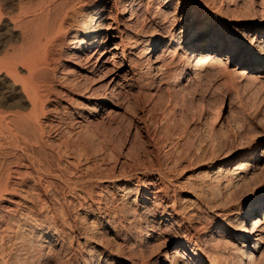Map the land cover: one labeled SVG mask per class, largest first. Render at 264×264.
<instances>
[{
	"label": "bare ground",
	"instance_id": "bare-ground-1",
	"mask_svg": "<svg viewBox=\"0 0 264 264\" xmlns=\"http://www.w3.org/2000/svg\"><path fill=\"white\" fill-rule=\"evenodd\" d=\"M112 1H113L114 5L115 4L120 5L121 7H123L124 12L128 13V15L126 17L124 16V19L122 17V19L126 21L125 26L126 25L128 26L129 24L132 26L131 27L132 29L127 30L128 32H130V37L127 35L128 32H125L123 34L124 37L120 38L119 48L121 50V59H122V63H121L120 67L121 68L127 67V71L129 70L133 75H138L139 71H140L139 67L141 66L140 59L142 57H146L145 60L147 61L148 64H146V62L144 64H142V65L146 64V67L143 68V70L145 69L144 71L146 73V76L143 79H138V80H141V82L144 81L145 82L144 84L147 83L149 85L150 83L155 81L157 78L159 83L161 82V84L164 83L165 85L171 86L174 90H176L175 93L178 94L177 89H175V88H178V90L181 89L182 86L188 84V82L191 81L192 78L194 79L197 76H200L202 78H203V76L205 77L206 72L210 71V70L208 71L207 68H211L210 66H212V64H217L220 61L219 55L215 52L220 51V50H225V49H226V52H233L232 56H233L234 60L242 59L240 63H238V64L236 63V68H237L236 70L238 71V72L237 71L236 72L238 74L242 75L244 78H248L251 80H252V78H254L257 81H258V78H264V73H263V71H264V0H248L250 2L249 6L251 5L250 6L251 10H249V11H252V8H253L256 11L258 10V12L260 11L259 14L262 13V15H260V19H256V21L254 20L253 26L256 29L253 31L254 32L253 35L252 36L250 35L252 37L250 39L251 44L250 45H244V44L240 45L239 44L240 49L237 52H236V50L231 51V47H233L234 44L232 42H229L228 41L229 39L227 40L225 38L224 34L222 37L215 38L216 40L211 38V35L209 33L211 31H215V29H213V28L211 29V31H209L205 34L204 33L201 34V32H198L197 34H195L194 33L195 30L197 28L199 29V27L202 24H198V27H194L193 25H191L192 21H190L188 28L185 27V28H187L186 32H184L185 38H183L182 42H181V44L183 43V45L181 46L180 44H177V46H176V48H178L179 51L181 49H184V52H185L184 55L187 58L186 63L184 65L180 66L179 69L177 68L178 71H174L175 69L173 70V68L167 67L168 65L166 66V64L168 62H166V64H165V60H164L165 57L163 58L164 50L162 49L164 46H166L170 43L172 44V41L174 40L172 35L174 32L172 30H171L172 32L169 31L170 33L167 34L169 42H167L165 44L162 40L163 38L161 39V37H160L161 34L159 35V33H160L159 29L163 30L164 25L160 26L159 25L160 23L158 22L159 23L158 28H157V25H155L156 27L153 26L156 29L154 31H152V33H149L146 30H147V27H149V25L151 26V24L147 25V24L143 23V21H140V16L142 17L143 13L145 15L144 18L149 20L147 18L148 16L150 17V14H151V13H149L150 12L149 8H151L153 3L151 6L149 5L150 7H148V5H147L148 3H146L145 5H147V6L146 7L144 6L145 8H143L144 0H112ZM214 1L215 0H202L201 2L204 5L208 2H211V4H213ZM235 1H237L234 4L235 5L234 7L236 9H237V6L241 7V4L244 5V3H246V2L249 3L246 0H234V2ZM220 2L224 3V5H225L224 7H225V10L227 12H228V10L230 12L232 11V8L230 10V7H231L230 6V0H220ZM108 3H109V0H0V264H41L40 262H42V261H40V259H41L40 256L43 253V251H47L45 249H50V245H51L52 239L54 237L53 233L54 234H61V235L63 234L64 231H61V230H64L65 228L64 229L58 228L56 226V224L54 223V220H49L47 215H45V214L42 215L39 212V210L42 209L41 207L43 205H46L44 203V204H42V206H40V207L38 206V198L41 195L40 191H42V193L43 192L45 193V192H48L47 191L48 187L49 188L53 187L54 182H53V180H51V178H53V177H54L53 179L58 178L60 180V182L62 183V188H60V189L63 190V187H65V189H67V192L69 191L68 192L69 195L73 194V195L77 196L78 200H79V196L81 198L83 197L84 200L86 199V197H88V202L91 203V200L89 201V198L91 196V194L88 193L89 188L87 189L88 192H86V189H84L85 188L84 187L85 182L87 183V180L89 178H93V177L98 179L97 180L98 182H102L101 180L108 181L110 178L109 176H111V175H109V176L103 175L106 173H101L102 170L99 171L96 166L95 167L93 166L94 165L93 164L92 165L93 168H91V169L89 168V170H88V168L86 169V167H85V171L89 172V173H87V175L84 172V174H85L84 176H86L85 178H79V176H77V178L75 177V179H71V177H69V175L66 176V173H65V171L69 168V165L68 166L64 165L65 167L64 166L62 167V165L64 163L61 165L59 163L60 160L58 161V159L56 158V156H58L60 153H64V154L69 153L73 156V159L77 158L79 160L80 156L83 153L82 151L85 150L84 149V150L80 151L81 147H79V152L81 153V154H79V152L77 150L78 147L77 146L75 147V145H74V144H76V143H74V141L77 138L76 136L81 135L80 134L81 132L77 133V131H76L77 134L70 135L72 131L70 130V128L67 124H66V127L68 126V128L71 132L69 130L66 131L67 129L65 128L64 124L67 121L69 122V120H68V116L65 115V117H64V116H62L63 115L62 113H61L62 115L59 114L61 112V110L58 112L59 109H62V107H61L62 105H60L61 101L59 100V97L64 96L66 99V96H69V94H71L70 96L75 95V97H72L73 99H71V100H72V102H74V101L76 102V100L79 99V96L82 97L85 95L86 99H89L92 96L93 97L98 96L99 102L96 104V106L98 109L102 110L103 105L100 106V102L103 101V98L106 96V94H104L102 92L99 93L97 86L94 87V85H90V83L93 79L95 80V78H94L95 76H99L100 74H103V72L105 74H108V76H111V78L108 81H106V80H105V82L103 81L98 86H101V85L107 86V89L108 88L110 89L108 91H110L111 94L114 96L113 91L115 90V87H116L118 81L116 79L117 74H115L114 76H112V75L115 73L114 69H117L116 66H118V65L115 63H112L113 65L114 64L115 65L112 68H109V67L107 68V62L109 60L108 61L105 59L101 60L103 57V54H105L107 52H111L109 50L105 51V49H104L105 48L104 47L105 42H104V38H103L104 35H101L102 28L104 27V25L105 24L108 25V23L106 21L107 17L105 16V11L108 8L107 7ZM231 4H233V3H231ZM237 4H239V5H237ZM183 5H185V4H183ZM217 5H218V2H217ZM219 6H220V4H219ZM155 8H158V7H155ZM174 8H176V7H174ZM220 8H222V7H220ZM243 9H245V8H243ZM119 11H121L120 7H119ZM154 11H155V9H154ZM161 11H159V12L161 13ZM237 11H238V9H237ZM237 11L236 10H235V12L233 11L234 12L233 15ZM240 11H241V9L239 8L238 12H240ZM245 11H248V9L247 10L245 9L244 12ZM112 12H114V11H112ZM253 12H255V11H252L251 14H253ZM155 13H156V11H155ZM160 13H159V15H160ZM214 13H216V16H217L216 19L218 18L217 20L220 21L223 17L222 13L221 12L218 13L215 11H214ZM247 13H249V12H247ZM238 14L241 16L240 13H238ZM238 14L237 15L235 14V15L238 16ZM167 15H168V13H167ZM247 15L245 13L244 16H247ZM110 16L111 15H109V17ZM113 16H115V15H113ZM119 18H120V16H119ZM191 18H192V16H191ZM240 18H242V17H240ZM141 19H143V18H141ZM153 19H156V18L154 17ZM159 19H161V17ZM196 19H197V17H196ZM201 19H202V17H201ZM108 20H110V19H108ZM115 20H117V19H115ZM202 20H204V19H202ZM151 21H152V18H151ZM112 22H114V21H112ZM122 24H123V22H122ZM109 27H106V29ZM165 28L168 29V27H165ZM246 34H248V33H246ZM179 36H180V34H179ZM248 36H249V34H248ZM178 40H177V42H178ZM127 47H128V50H127ZM117 48H118V46H117ZM158 50H160V53H158ZM174 51H176V50L171 49L172 53H175ZM115 53L116 52H111V55H114ZM136 54H138V56H140V57L135 58V59L130 58L131 55L136 56ZM153 54H156V55L154 57H152ZM167 54H168V51H167ZM175 55L173 54V56H175ZM94 57H95V59L90 63L91 59H93ZM114 60L115 59H113V61ZM169 60H171V59H169ZM171 61L173 62V57H172ZM142 62H143V60H142ZM176 63H174V64H176ZM71 64L74 65L73 66L74 68L72 67ZM118 64H120V63L118 62ZM205 70H206V72H204ZM83 72H85V74L81 75ZM139 76H140V74H139ZM141 76L139 78H142ZM99 78H101V77H99ZM136 79H137V77H136ZM183 79L185 80V83H182ZM196 79L197 78H195L193 80V82L196 81ZM207 79H209V78H207ZM124 81H126V80H124ZM94 82L97 83V80ZM94 82H92V83H94ZM125 84H126V82H125ZM164 84H163V86H164ZM140 85L144 86L143 83ZM156 85H158V84H156ZM193 85H195V84H193ZM199 85H200V83H199ZM158 86L157 87L152 86V87L157 89ZM103 88H105V87H103ZM232 88H234V87H232ZM119 89H121V88H119ZM173 89H171V90H173ZM184 89H185V86L181 90L185 91ZM236 89H238V88H236ZM158 90H160V89L158 88ZM166 90H168V89H166ZM187 90H190V89H187ZM102 91H103V89H102ZM108 91H107V93H108ZM169 91H168V93H170ZM110 92H109V94H110ZM116 93L118 94V92H116ZM160 93L161 92H159L158 94H160ZM183 94H182V97L184 96ZM172 95H173V93H172ZM115 96H117V95H115ZM150 96H151V94H150ZM161 96H162V94H161ZM53 97H56V99L54 98L55 100H53ZM125 97L126 96H124V98ZM171 98H172V96H171ZM176 98H178V97H176ZM67 99H68V97H67ZM115 99H117V98L115 97L114 100ZM170 100H173V99H170ZM122 102L124 103V101H121V103ZM169 102H172V101H169ZM177 102H174V103L176 104ZM181 102H182V100H181ZM116 103L111 102V104L113 106H118ZM174 103H173V105H174ZM179 104H180V102H179ZM176 105H175V107H176ZM87 106L88 105L86 104V107ZM82 107H85V106H82ZM169 107L171 108L170 105H169ZM179 107H178V109H179ZM84 109H86V108H84ZM84 109H83V111H84ZM88 109H90L89 106H88ZM92 109L93 108H91L90 110H92ZM174 109L176 110V108H174ZM174 109H173V111H174ZM241 109H242V107H241ZM53 110H55V111H53ZM77 111H78V114L79 113L83 114V111H81V110H77ZM109 112H111V111H108L107 114ZM63 113L65 114V111H63ZM71 113H70V115H71ZM167 115L170 116L169 113ZM174 115H175V113H174ZM70 118L72 119L71 116H70ZM81 118H83V117H81ZM233 120H234V118H233ZM234 121H233V124H234L235 128L238 129L240 124L238 123L239 124L238 125L237 122L236 121L234 122ZM76 122H78V121H76ZM79 123H80V121H79ZM204 123H206V122H204ZM70 124H71V122H70ZM218 124H219V127L221 128L222 122H218ZM80 127L82 129L83 125ZM165 127L167 130V128H168L167 125ZM170 129H171V127H170ZM51 130L56 131L57 133H55V134L56 135L58 134L59 135L58 137H60V134L63 133V135H61L62 138L60 137L61 142H58L59 144L57 143L58 144L57 147L55 146L56 150L55 149H54V151L49 150L50 152H53L54 154L49 153L46 150V145L48 144L47 133H49ZM216 130L218 131V129H216ZM239 130L241 131L240 128H239ZM217 131H216V133L218 134ZM162 133H163V131H162ZM171 133H172V131H171ZM82 135H84V133ZM244 135H246V134H244ZM249 137H250V135H249ZM253 137L251 136V138L249 139V138H246V136H244V138H242V139L246 138L247 140L248 139L249 140L247 141L245 139L244 144L246 143V141H247V143H246V145H242V147H241L243 149L241 157L240 158L237 157L239 149L236 148V150L233 151L234 157L231 159H224V158H227L226 156L220 157L218 155L219 153L217 151V148L215 149L214 145H213L214 147L213 146L211 147L212 141H214L213 139H211L207 143L210 146L209 147L207 146V148H206V149H208V148L210 149V147L213 148V149H211V153H210V151H208L209 152L208 154H210V155H207V156L205 155L204 157H202L206 153L205 152L206 149H204L205 153L204 154L202 153L203 155L200 153L202 155L200 157L203 158V160H201V161L209 162V163L206 165V168L204 169V171L203 172L201 171L202 173H200V172H199L200 174L195 173L192 177L187 179L188 187L192 190L191 195H193L195 198V199L193 198L192 201L198 200L199 203L201 205H203L205 208H211L212 210H214L213 214H214V217L216 216V219L223 220L225 218L226 227H224L223 230H217L216 231V230L208 229L206 231L205 228H208V226H205L204 229L206 232L202 235V237L199 236V239L194 241L192 247L191 246H185L184 248H182L181 251H179L178 253H175V256L171 257L170 259H168L167 255H164V259H165L164 261H161L160 257H157L156 259L154 258L155 261H152V262L146 263V264H165V262H166V264L167 263L168 264H255L259 260H262V262L260 264H264V181L261 183L260 186L248 191V194L246 196H244L243 198H241L240 200L235 201V199H234V195H236L234 189L236 190V188L238 189L240 186L242 187V184H243L242 182L245 179H247L246 184H248V185L253 184L250 182L253 181V179L256 176V174L254 173L255 172L254 169L256 170L258 168V164L261 162V160L264 159L263 146L260 147L261 148L260 152H259V149L257 151V149H256L257 145L254 144L255 142H254ZM223 139H226V137ZM79 140L77 142H79ZM82 140H83V137H82ZM82 140H80V141H82ZM218 140L219 139H217V141ZM239 140L241 141V139H239ZM161 143H162V141H161ZM51 145H53V144H51ZM81 145H82V143H81ZM83 145H85V144H83ZM219 145H221V144H218V146ZM50 147H53V146H50ZM48 148H49V145H48L47 149ZM83 148L84 147H82V149ZM214 149L216 150V152L218 154H215L216 152H212V150H214ZM187 150H188V147H187ZM91 151H92V149L90 150V152ZM174 151L170 150V152H167V153L170 154L171 152H174ZM180 151H182V149ZM189 151H191V150H189ZM200 151H201V149H200ZM175 153L178 154V151L177 152L175 151ZM182 153H184V151ZM196 153H198V152L196 151L195 154ZM176 154H174V156H177ZM180 154H181V152H180ZM89 155H90V153H89ZM182 155L183 154H181V156ZM72 156H71V158H72ZM178 156H180V155H178ZM69 157L70 156H68V158ZM88 157L89 156H87V158ZM132 157H134L133 159H136L135 155H133ZM167 157L165 156V158H167ZM172 157H173V155L171 156V159H172ZM197 158H198V156H197ZM179 159L182 160L181 158H177L176 162H178ZM167 160H170V159L167 158ZM53 161L54 162L56 161L55 162L56 163L55 168L53 167V165H54ZM74 161H75V159H74ZM148 161L149 160H147V162ZM65 162H66V160H65ZM68 162H70V161H67V163ZM173 163H174V160H173ZM78 164L80 166V163H78ZM174 164H172V165H174ZM97 165H99V164H97ZM102 167H104V166H102ZM145 167H146V165H145ZM153 167L154 166H152V168L149 167L148 170H150L151 174H156L157 178H155L154 175H152V176L148 177L147 181L143 180L146 183L142 186V189L145 192H147L150 188H155L153 191V193H154L153 198L154 199L159 198L160 200H162L164 198V200H165L167 198V195H168L167 191L165 190V188L159 186L158 181L160 182L163 178L165 179L164 176L166 174L164 175L162 173L163 172V171H161L162 168L157 167V164H156V168H153ZM262 167H260V169ZM71 168H73V167H71ZM76 169H77V167H76ZM69 170H70V168H69ZM82 170L84 171V168ZM109 170H107V171L109 172ZM142 170L144 171V167ZM145 170H146V168H145ZM138 171H140V170H138ZM143 171H142V173H143ZM122 172H124V170H122ZM122 172L120 175L124 176L122 174ZM132 172H133V170H132ZM165 172H167L166 169H165ZM168 172L172 173V171L170 172V169L168 170ZM82 173L80 172V175ZM129 173H130V170H129ZM253 173L255 174V176L254 175L252 176ZM256 173L258 174V171ZM117 174H119V173H117ZM144 174H145V171H144ZM115 175L112 177H115ZM120 175H119V177H120ZM125 176H127V175H125ZM125 176H124V178H125ZM132 176L133 175H131V173H130V175L128 174L125 181L128 183L131 182V180L134 178ZM115 178H117V177H115ZM99 179H101V180L99 181ZM256 179H258V178H256ZM111 180H112V178H111ZM259 180H261V179H259ZM52 182H53V185H51ZM118 182H119V180H118ZM253 182L257 183L258 181L256 182L254 180ZM88 185H89V183H88ZM160 185H162V184H160ZM183 185L185 186V182ZM119 186L120 185H117V188ZM128 186H130V185H128ZM186 186H187V184H186ZM168 188H170V187H168ZM48 190H50V192H51V189H48ZM52 190H53V188H52ZM187 191H190V190H187ZM54 195L55 194H53L52 196H54ZM168 196H171V195H168ZM143 198L145 201H142V204L140 207L144 209L147 207L146 201H147L148 197L145 198V196H144ZM96 199H97V197L94 200H96ZM97 200L95 202H97ZM185 200H187V197L185 198ZM80 201H79V204L81 203ZM113 201L114 200H112V202ZM82 202H83V200H82ZM112 202H110V203L112 204ZM57 203H59L58 199L56 201V205H57ZM193 203H192V205H194ZM84 204L87 205V203H84ZM159 204H160V202H159ZM171 204L174 205V203H172V202H171ZM187 204H190V202L189 203L187 202ZM58 205H60V204H58ZM152 205H154V204L152 203L151 206ZM37 206H38V208H37ZM61 206H62V204H61ZM106 206H107V204H106ZM123 206L125 207V204H123ZM195 206L197 207V205H195ZM54 207H58V206H54ZM124 207H123V209H124ZM192 207H194V206H192ZM49 208H46V209H48V211H49ZM62 208H63V206H62ZM103 208H105V205ZM60 209L59 208L56 209L57 212L55 211V209L54 210L51 209V210H52V213H55V214L57 213L59 215V213H61L59 211ZM113 209L114 208L112 207L111 213L114 212ZM123 209L121 208V210H123ZM149 209H148V211H149ZM174 209H176V208H174ZM98 210H97V214H98ZM146 210H147V208H146ZM151 210H150V212H151ZM201 210H204V209L201 208ZM143 211H145V210H143ZM148 211H146V214H144L145 212L144 213L142 212L143 216H141V217L138 216L140 218L139 220L144 221L146 225H145L144 229L141 230L140 236H138V234H137V236L139 238L138 237L134 238V245L136 244L135 247H132V248H130V250H128V252H130L132 254V256H134V257L137 256L138 253L140 255L141 254L144 255L143 253H141L142 247H144L145 245L147 246L150 243L152 244L151 240L156 239V238L154 239V235L156 232L154 229V225H153L154 217L152 215H150V212H148ZM65 212H67V211H65V210L62 211L63 214ZM94 212H95V210H94ZM133 212H135V211H133ZM197 212H198V210H197ZM108 213H106V211H103L104 215H107ZM111 213H109V214H111ZM132 213L130 212V214H132ZM137 213L140 214V212H137ZM137 213H136V215H137ZM46 214H49V213H46ZM130 214L129 213L127 214L126 212H121L119 210L117 212H114V214L112 216L114 217V220L118 223L120 222L121 219H124V220L127 219V220H129L128 222H130V221H133L137 217L133 214L132 215H130ZM177 214H178V211H177ZM64 215L68 216V214H64ZM52 216H54V215L52 214ZM58 217L59 218L61 217V219H62L64 216L62 217L59 215ZM151 217H153V218H151ZM53 218H55V217H53ZM66 218L67 217H65V219ZM55 219L58 220L57 217ZM66 220H65V222H68L70 220V218L67 221ZM114 220L112 221L113 223H114ZM101 221H102V219H101ZM199 221H197V222H199ZM60 222H62V221L61 220L58 221V223H60ZM93 222H95V221H93ZM135 222L137 223L138 221L136 220ZM135 222H133V223H135ZM202 223H203V220H202ZM68 224H69V222H68ZM68 224L65 223L66 229H67ZM72 224H74V222ZM98 224H99V222H98ZM120 224H122V223H120ZM125 224H122V226ZM138 224L141 225L140 222H138ZM69 225H71V222ZM128 225H129V223H128ZM140 225H138V227ZM76 226L77 225H75V227ZM117 226H118V224H117ZM136 227H137V225H136ZM79 228H80V226H79ZM83 228H85V227L83 226ZM91 228H90L91 229L90 231H92V233H93V231L94 232L96 231L95 229H93L94 226ZM128 228L130 230V227H128ZM87 229H88L87 232L89 235V227H87ZM113 229H114V227H113ZM125 229L123 231H125V233H126ZM196 229H198V228H196ZM73 230H71V231H73ZM136 230H134V231L136 232ZM202 230H203V226H202ZM77 232H78V230L76 229V233ZM138 232H139V230H138ZM64 233H66V232H64ZM68 234H69V232H68ZM70 234H71V232H70ZM80 234H79V236H80ZM83 234H84V239L86 241L87 237H88L86 234V231H83ZM197 234H198V232H197ZM197 234H195V238H196ZM93 235H95V234H93ZM70 238H71V236H70ZM92 239H93V237H92ZM88 240H91V239L88 238ZM126 240H127V238H126ZM128 240H130V239H128ZM236 240L241 241L240 246H238ZM79 244L81 245V242ZM120 244L122 245V243H120ZM124 244H125V242H124ZM69 245H71V243ZM82 245H83V243H82ZM134 245L130 244L129 246H134ZM117 246H118V244H117ZM150 247L151 246H148V248H150ZM77 248H78V246H77ZM52 249H54V248H52ZM84 249H83V251H84ZM149 250L147 249V251H149ZM48 253H50V251ZM51 253H53V250ZM145 253H146V251H145ZM89 254H87V255H89ZM257 254H258V256H256ZM96 255H97V253H96ZM53 257H54V255H53ZM89 259H92V258H89ZM54 260H55V257H54ZM141 260H142V258H141ZM134 263L135 262H133V261H128V263H126V264H134ZM49 264H51V263H49ZM91 264H97V263L92 261Z\"/></svg>",
	"mask_w": 264,
	"mask_h": 264
},
{
	"label": "rangeland",
	"instance_id": "rangeland-1",
	"mask_svg": "<svg viewBox=\"0 0 264 264\" xmlns=\"http://www.w3.org/2000/svg\"><path fill=\"white\" fill-rule=\"evenodd\" d=\"M201 1L202 0H144V2H143V8H145L147 5H148V7H150L153 3L151 8H149L150 9L149 13H151L150 17L149 16L147 17L149 20L144 18V16H145L144 13H143L142 17L140 16V21H143V23H145L147 25L151 24V26L149 25V27H147L146 31H148L149 33H152V31H154L156 29L155 25H157V28H158L159 23H160L159 24L160 26L164 25L165 30L159 29V32H160L159 35L161 34L160 37H161V39L163 38L162 40L165 44L167 42H169L167 34L172 32V31L174 32L172 35L174 38V40L172 41V44L170 43V44H168L162 48L164 50L163 58L165 57L164 58L165 64H166V62H168L166 64V66L168 65L167 67H171V68H173V70L175 69L174 71H178L179 67L186 63L187 58L184 55L185 54L184 49H181L179 51L178 48H176V46H177V44H180L181 46L183 45V43L181 44V42H182V39L185 38L184 32H186V29L188 28L190 21H192L191 25H193L194 27H198V24L203 25V26L201 25L199 27V29L197 28L196 29L197 31L195 30V32H194L195 34H197L198 32H201V34H203V33L205 34L209 31H211V29L213 28V29H215V31H211L209 33L211 35V38L216 40L215 38L222 37L224 34L225 38L227 40L229 39L228 41L232 42L234 44V46L231 47V51L236 50V52H237L240 49L241 44H244V45H250L251 44L250 39L252 38L251 36L254 33L253 31L256 29L253 26L254 20L256 21V19H260V15H262V13L259 14L260 11L258 12V10L256 11L253 8H252V11H255V12H253V14H251L252 11H249V10H251L250 9L251 5L249 6L250 2L248 0H246V1H248L249 3H247L245 1L247 4L246 3H244V5L241 4V7L237 6L238 11L240 8L242 12L241 11L238 12L237 9L234 7L235 6L234 4L237 2V1L234 2V0H230V6H231L230 10L232 8L231 12L229 10H228V12L225 10V7H224L225 5H224V3H221L220 0H218V1L215 0L213 4H211V2H208L204 5L202 4ZM217 2H218V5H217ZM146 3H148V4L145 5ZM231 3H233V4H231ZM183 4H185V5H183ZM219 4H220V6H219ZM237 5H239V4H237ZM107 7H106L107 10L105 11V16L107 17L106 21H107L108 25L107 24L104 25V27L102 28L101 35H104L103 38H104V42H105L104 43L105 51L109 50L111 52H116V53L114 55H111V52H107V53L103 54V57L101 60H104V59L107 61L109 60L107 62V68L108 67L112 68L115 64L118 65V66H116L117 69H114L115 73L112 75V76H114L115 74H117L116 79L118 81V83L115 87V90H114L115 92L113 91L114 96L111 94L110 91H108L110 89L109 88L107 89V86H104V85L98 86L103 81L104 82H105V80L108 81L111 78V76H108V74H105L103 72V74H100L99 76H95L94 77L95 80L93 79L90 83V85H94V87L97 86L99 93L102 92V93L106 94V96L103 98V101L100 102V106L103 105L102 110L98 109L96 106V104L99 102L98 96H94V97L92 96L89 99H86L85 95L82 97L79 96V99L76 100V102L75 101L72 102V100H71V99H73L72 97H75V95L70 96L71 94H69V96H66V99L64 96H62L63 98L61 96L59 97V100L61 101L60 105H62L61 106L62 109H59L58 112L61 110V112L59 114L60 115L63 114L62 116H64V117H65V115L68 116V120H69V122L67 121L64 124L65 128L67 129V130L66 129L65 130L68 131L70 128V130L72 131L71 132L69 130L71 132L70 135H73V134L75 135V134L81 132L80 133L81 135L76 136L77 138L74 141V143H76V144H74V145H75V147L76 146L78 147V149L76 148L78 150V152H79V147H81L80 151H82L84 149L85 150L82 151L83 153L80 156L79 160L77 158H74L77 163L74 161L73 156L69 153H66V154L60 153L58 156H56V158L58 159V161L60 160L59 163L61 165L64 163L62 165V167L64 165H66V166L69 165L70 170L68 168L65 171V173H66V176L69 175V177H71V179H75V177L77 178V176H79V178H85L86 176H84V175L85 174L87 175V173H89L88 171L87 172L85 171V167H86V169L88 168V170H89V168L91 169V168H93V166L94 167L96 166L99 171L102 170L101 173H106L103 175H108V176L111 175V176H109L110 178L108 181H106V180L104 181V180L99 179V181L101 180L102 182H98L97 181L98 179L93 177V178H89L87 180V183L85 182V186H84L85 188L84 189H86V192H88V190H89L88 193L91 194V196H90L91 199L89 198V201L91 200V203L88 202V197H86V199L84 200L83 197L81 198L79 196V200H78L77 196H75L73 194L69 195V193H68L69 191L67 192V189H65V187H63V190L60 189V188H62V183L60 182V180L58 178L53 179L54 177L51 178V180H53V182H54V185H53V182L51 184V185H53V187H51V188L48 187L47 188L48 192H45V193L44 192L42 193V191H40L41 195L39 194L40 197L38 198V206L40 207L44 203L47 206L43 205L44 207L42 206L41 207L42 209H40L39 212L42 215L43 214L47 215L49 220H54V223L56 224V226L58 228H61V229L65 228L64 230H61V231L66 232V233L63 232L62 235L53 233L54 237H53L51 245H50L51 250L45 249L48 252L50 251V253L53 250V253L50 254L47 251H43V253L40 256L41 259L39 258L40 261H42V262H40L41 264H45L46 262H47L46 264H49V263H51V264H89L90 263L91 264L92 261H94L97 264H119V263L120 264H126V263H128V261H133V262H135L134 264H146V263H150L152 261H155V259L157 257H160L161 261H164L165 260L164 255H167L168 259H170L171 257H174L175 253H178L179 251H181L182 248H184L185 246H191L192 247L194 241L198 240L199 236L202 237V235L208 229H212V230L217 231V230H223V228L226 227L225 218L223 220L216 219V216L214 217V214H213L214 210H212L211 208H205L203 205H201L199 203L198 200L192 201L194 196L191 195L192 190L188 187L187 179L192 177L195 173L200 174L204 171V169L206 168V165L209 162L201 161V160H203L202 157H204L205 155L206 156L210 155V154H208L209 153L208 151H210V153H211V149H213L211 147L214 145L215 147L214 146L213 147L215 149L217 148V151L219 154L216 152L215 149H214L215 151L212 150V152H216L215 154H218L220 157L226 156L227 158H224V159H231L234 157L233 151L236 150V148H238L239 149V152H238L239 156L237 155V157L240 158L242 151H243V149L241 147H242V145H246L247 141L251 138V136L252 137L254 136L253 137L254 142H255L254 144L257 145V148H256L257 151L259 149V152H260V149H261L260 147H262V146H263V150H264V78H258V81H257L254 78H252V80H251L248 78H244L242 75L238 74L237 73L238 71L236 70L237 69L236 63L237 64L240 63L242 59L234 60V58L232 56L233 52H226V49H225V50H220V51L215 52L219 55V58H220L219 62L220 63L218 62L217 64H212V66H210L211 68H207V70L208 71L210 70V71L209 72H206V70L204 71V72H206L205 77L203 76L204 79L200 76H197L195 78H197L198 80L196 79V81L193 82V80L195 78L194 79L192 78L191 81L188 82V84L184 85L185 91L181 90V89H183L184 86H182L181 89H179V90H178V88H175V89H177V92H178V94H177V93H175L176 90H174L171 86L165 85L164 83L161 84V82L159 83L157 78L155 81H153L149 85L147 83L144 84L145 83L144 81L141 82V80H138V79H143L146 76V73L144 71L145 69L143 70V68L146 67V64H148L147 61L145 60L146 57H142L140 59L141 66L139 67L140 71L139 70L138 71H139L140 76L143 74L141 76L142 78H139L140 77L139 74L133 75L129 70L127 71V67H123V68L120 67L121 63H122L121 50L119 48L120 38L124 37L123 34L125 32H128L127 30L132 29L131 28L132 26L130 24L128 26L127 25L125 26L126 21L123 20L124 16L126 17L128 15V13H125L123 7H121L120 5H118V4L114 5L112 0H109ZM119 7H120L121 11H119ZM155 7H158V8H155ZM174 7H176V8H174ZM220 7H222V8H220ZM153 8L155 9L156 13H155ZM243 8H245L246 10L248 9V11L244 12L245 9H243ZM234 9L238 13H240L241 16L237 12L235 14L236 15L238 14V16H236L235 14L233 15V13L235 12ZM158 10L159 11L162 10L161 13ZM112 11H114L115 13ZM214 11L218 12V13L219 12L222 13L223 17L220 21L217 20L218 18L216 19L217 16H216V13H214ZM247 12H249V13H247ZM159 13H160V15H159ZM167 13H168V15H167ZM245 13H246V15L248 14L249 16L248 15H247L248 17L244 16ZM109 15H111L110 16L111 18L109 17ZM113 15H115V16H113ZM119 16H120V18H119ZM164 16L165 17L167 16V17L165 18ZM191 16H192V18H191ZM200 16L204 20H202ZM239 16L242 18H240ZM122 17H123V19H122ZM154 17L156 19H153ZM160 17L163 21L161 19H159ZM196 17H197V19H196ZM141 18H143L144 20ZM151 18H152V21H151ZM108 19H110V20H108ZM115 19H117V20H115ZM112 21H114V22H112ZM122 22H123V24H122ZM167 24L168 25L170 24V25L168 26ZM153 26H155V27H153ZM106 27H109V28L106 29ZM165 27H168V29H166ZM185 27H187V28H185ZM246 33H248L249 36ZM179 34H180V36H179ZM127 35L130 37V32H128ZM177 40H178V42H177ZM117 46H118V48H117ZM171 49H173V50L175 49L176 50V51H174L175 53H172L173 51L171 52ZM127 50H128V47H127ZM166 50L168 51L169 55L167 54ZM158 53H160V50H158ZM173 54L174 55L176 54V55L173 56ZM155 55L156 54H153L152 57H154ZM139 57L140 56H138V54H136V56L135 55L130 56L131 59H135V58H139ZM172 57H173V62L171 61ZM112 58L115 60L113 61ZM94 59H95V57L93 59H91L90 63ZM167 59L168 60L171 59V60L168 61ZM142 60H143V62H142ZM118 62L120 64H118ZM145 62H146V64L142 65ZM112 63H115V64L113 65ZM174 63H176V64H174ZM71 65H72V67L74 66L73 64H71ZM85 72H83L81 75H84ZM263 73H264V71H263ZM135 76L137 77V79ZM99 77H101V78H99ZM207 78H209V79H207ZM96 80H97V83L94 82ZM124 80H126V81H124ZM92 82H94V83H92ZM125 82H126V84H125ZM139 83L140 84L143 83L144 86H141ZM182 83H185L184 79L182 80ZM199 83H200V85H199ZM156 84H158L159 86ZM163 84H164V86H163ZM193 84H195V85H193ZM102 86L105 87L106 89L103 88ZM152 86H154V87L158 86V88L160 90H158V88L156 89ZM232 87H234V88H232ZM119 88H121V89H119ZM236 88H238V89H236ZM102 89H103V91H102ZM166 89H168V90H166ZM171 89H173V90H171ZM187 89H190V90H187ZM107 91H108V93H107ZM158 91L161 93L158 94L159 93ZM168 91L170 93H168ZM109 92H110V94H109ZM116 92H118V94ZM172 93H173V95H172ZM150 94H151V96H150ZM161 94H162V96H161ZM182 94L184 95L183 97H182ZM115 95H117V96H115ZM170 95L172 96V98ZM124 96H126V97L124 98ZM67 97H68V99L69 98L70 99L68 100ZM115 97L117 99L114 100ZM176 97H178V98H176ZM54 98L56 99V97H53V100H55ZM179 98L182 100V102ZM170 99H173V100H170ZM121 101H124V103L123 102L121 103ZM169 101H172V102H169ZM111 102H113V103L117 102L116 104L118 106H113L111 104ZM174 102H177L176 103L177 105ZM179 102H180V104H179ZM173 103H174V105H173ZM86 104L90 107V109L91 108H93V109L92 110L88 109V106L86 107ZM169 105L171 106V108L169 107ZM175 105H176V107H175ZM82 106H85V107H82ZM106 106L107 107L109 106V107L107 108ZM178 107H179V109H178ZM241 107H242V109H241ZM84 108H86V109H84ZM172 108L173 109L176 108V110L174 109V111H173ZM83 109H84V111H83ZM77 110L83 111V114H80V113L78 114ZM107 110L111 111V112H109L107 114V112H108ZM53 111H55V110H53ZM63 111H65V114L63 113ZM167 112L169 113L170 116L167 115L168 114ZM70 113H71V115H70ZM174 113H175V115H174ZM70 116L72 117V119L70 118ZM81 117H83V118H81ZM233 118H234V120L236 119L235 121L237 122V124L239 123L241 125L240 126L238 124L239 125L238 129L235 128V126L233 124V121H234ZM76 121H78V122H76ZM79 121H80V123H79ZM70 122H71V124H70ZM204 122H206V123H204ZM218 122H222L221 128L219 127ZM66 124L69 126V128H68V126L66 127ZM82 125H83V128L81 129L80 126H82ZM166 125L169 128V129L167 128V130L165 127ZM170 127H171V129L172 128L173 129L171 130ZM239 128L241 129V131L239 130ZM83 129L84 130L86 129L87 131L85 130L86 131L85 132ZM216 129H218V131ZM76 131H77V133H76ZM162 131H163V133H162ZM171 131H172V133H171ZM216 131L218 132V134L216 133ZM55 133H57V132L53 131V130H51L49 133H47L48 138L47 137L46 138L48 139V144L46 145V150L49 153H53L50 151L51 150L54 151V149L56 150V147L59 144L58 142H61V138H62L61 135H63V133L60 134L61 138L58 137L59 135L58 134L56 135ZM83 133H84V135H82ZM244 134H246V135H244ZM249 135H250V137H249ZM244 136H246V138H249L248 140L245 138L247 140L245 144H244L245 139H242V138H244ZM82 137H83V140H82ZM225 137H226V139H223ZM78 138L82 141H80ZM77 139L79 140L80 143L77 142L78 141ZM211 139H213L214 141H212V145H211L210 149L209 148L206 149L207 146L208 147L210 146L207 143ZM217 139H219V140L217 141ZM239 139H241V141ZM161 141H162V143H161ZM81 143H82V145L83 144H85V145L82 146ZM51 144H53V145H51ZM215 144L217 146H218V144H221V145H219L217 147ZM48 145H49V148L47 149ZM50 146H53V147H50ZM82 147H84V148L82 149ZM187 147H188V150H187ZM198 147L201 149V151ZM91 149H92V151L90 152ZM181 149H182V151H180ZM204 149H206L205 152L207 154L204 152ZM170 150L171 151L175 150L176 152L178 151V154H176L174 151V152H171L172 154L170 153L171 154L170 155L169 153H167V152H170ZM189 150H191V151H189ZM183 151H184V153H182ZM196 151L199 154L198 153L195 154ZM219 151L220 152L222 151V152L220 153ZM180 152H181V154H183L182 156H181ZM89 153H90V155H89ZM200 153L201 154L205 153V154L204 155L202 154L203 155L202 156ZM79 154H81V153L79 152ZM174 154H176L177 156H174ZM67 155L70 157L68 158ZM133 155H135L136 159H133L134 158V157H132ZM172 155H173V157L171 159ZM178 155H180L181 157ZM71 156H72V158H71ZM87 156H89V157L87 158ZM165 156L166 157L168 156L167 158L170 160H167V158H165ZM197 156H198V158H197ZM200 156H202V157H200ZM177 158H181L182 160L179 159V161L176 162ZM64 159L66 160V162ZM147 160H149V161L147 162ZM173 160H174V163L176 162L175 164L173 163ZM67 161H70V162H68L69 164L67 163ZM55 162L53 163L54 168L56 165ZM78 163H80V166ZM97 164H99V165H97ZM156 164H157V167L162 168L161 169V171H163L162 173L164 175L166 174L164 177L167 181L163 178L164 180L162 179L160 182L158 181V183H159L160 187L165 188L168 195H171V196L167 195V198H166L167 200L166 199L164 200V198L162 200H160L159 198L154 199L153 198V196H154L153 191L155 188H150L147 192H145L142 189V186L146 183L143 180L147 181L148 177H150L152 175H154V177L157 178L156 174H151L150 170H148L149 167L152 168V166H154L153 168H156ZM172 164H174L175 166ZM259 164H258L259 169L258 168L256 170L254 169V171H255L254 173L256 174V176L254 173L252 174V176L253 175L255 176L253 181L255 180L256 182L257 181L258 182L255 183V182L251 181L250 183H253V184L248 185V184H246L247 179H245L242 182L243 183L242 187L240 186L238 189L237 188H236V190L234 189V191L236 193V195H234L235 201H238L241 198H243L244 196H246L248 194V191L260 186L261 183L264 181V178H263L264 177V168H263L264 167V159L261 160V162ZM145 165H146V167H145ZM102 166H104V167H102ZM259 166L260 167L263 166V167L260 169ZM71 167H73L74 169ZM76 167H77V169H76ZM143 167H144L145 174H144V171L142 170ZM83 168H84V171L82 170ZM136 168L140 171L142 170L143 173H142V171L141 172L138 171ZM145 168H146V170H145ZM165 169L167 170V172L170 169V172L172 171V173L165 172ZM107 170H109V172L110 171L111 172L109 173ZM122 170H124V172H122ZM129 170H130L131 175H133L132 177H134V178L131 180V182L128 183L125 181V179L128 176V174L130 175ZM132 170H133V172H132ZM257 171H258L259 175L256 173ZM80 172L81 173L83 172V173L80 175ZM84 172H85V174H84ZM121 172L124 176L125 175H127V176H125V178H124V176L120 175ZM117 173H119V174H117ZM114 175L117 178L112 177ZM119 175H120V177H119ZM111 178H112V180H111ZM256 178H258V179H256ZM259 179H261V180H259ZM118 180H119V182H118ZM183 181L185 182V186L183 185L184 184ZM88 183H89V185H88ZM160 184H162V185H160ZM186 184H187V186H186ZM117 185H120V186L117 188ZM128 185H130L131 187ZM168 187H170V188H168ZM52 188H53V190H52ZM48 189H51L52 193ZM187 190H190V191H187ZM53 194H55V195L52 196ZM183 195L184 196L186 195V196L184 197ZM144 196H145V198L148 197L147 201H146L147 210H146V208L143 209L140 207L142 204V201H145L143 198ZM96 197L98 199V200L96 199L97 202H95L96 200H94ZM186 197H187V200H185ZM57 199H58L59 203H57V205H56ZM82 200H83V202H82ZM112 200H114V201L112 202ZM79 201L81 202L80 204H79ZM110 202H112V204ZM159 202H160V204H159ZM171 202L174 203V205H172ZM187 202L188 203L190 202V204H187ZM84 203H87V205ZM152 203L154 205L151 206ZM192 203L194 205H192ZM58 204H60V205H58ZM61 204H62L63 208H62ZM106 204H107V206H106ZM123 204H125V207L123 206ZM104 205H105V208H103ZM195 205H197L198 208ZM38 206H37V208H38ZM54 206H58V207H54ZM192 206H194L195 208ZM112 207L115 209V210L113 209L114 212H117L120 210L121 212H126L127 214L128 213L130 214V212L132 213L133 211H135L136 213L140 212V214L137 213V215H136V213L133 212L132 214L137 216L133 221L128 222L129 220L126 219L127 220L126 221V220L120 218L121 220L118 223L114 220V217L112 216L114 214V212L111 213ZM123 207L125 210L123 209ZM46 208H49V211ZM58 208L62 209V210L61 209L59 210L61 212V213H59V215L62 217L64 216L63 217L64 219H65V217H67L66 218L67 220L70 218V220L68 222H69V224L71 222V225H69L68 222H65L66 219L64 220L63 218L61 219V217L59 218L58 217L59 215L57 213L56 214L52 213V210L55 209V211H56V209H58ZM121 208L123 210H121ZM174 208H176V209H174ZM201 208L204 210H201ZM63 209L65 211H67L64 214H68V216L64 215L62 213V211H64ZM148 209H149V211H148ZM94 210H95V212H94ZM97 210H98V214H97ZM143 210H145V211H143ZM150 210H151V212H150ZM197 210H198V212H197ZM103 211H106V213L109 212L111 214L108 213L107 215H104ZM146 211L150 212V215H152L154 217L155 222L153 221V225H154V229L156 231L155 235H154V239L155 238L156 239L151 240L152 244L150 243L147 246L145 245L144 247H142L141 253H143L144 255H142V254L140 255L137 252L138 255L134 257V256H132V254L130 252H128V250H130V248H132V247H135L136 244L134 245V238H137L138 236H140L141 230H143L145 225H146L144 221L139 220L140 219L139 217L143 216L144 212H145L144 214H146ZM177 211H178V214H177ZM46 213H49V214H46ZM52 214L54 216H52ZM132 214H130V215H132ZM53 217H55V218L57 217L58 220L53 218ZM153 217H151V218H153ZM101 219H102V221H101ZM60 220L62 222L58 223V221H60ZM113 220H114L115 224L112 222ZM136 220L138 222H140L141 225L138 224V222L136 223L135 222ZM202 220H203V223H202ZM93 221H95V222H93ZM97 221L99 222V224ZM197 221H199V222H197ZM73 222H74V224H72ZM133 222H135V223H133ZM65 223L68 224L67 229H66ZM120 223H122V224L126 223V224L122 226V224H120ZM128 223H129V225H128ZM81 224L85 228H83V226ZM117 224H118V226H117ZM75 225H77V226L75 227ZM136 225H137V227H136ZM138 225H140V226L138 227ZM79 226L81 229L79 228ZM93 226H94L93 229L96 230L95 231L96 233L94 231H93V233H92V231H90L92 229L91 227H93ZM202 226H203V230H202ZM205 226H208V228H205L206 231L204 229ZM87 227H89V235L87 232L88 231ZM113 227H114V229H113ZM128 227H130V230ZM196 228H198V229H196ZM76 229L78 230V232H77L78 234L76 233ZM124 229L126 230V233H125V231H123ZM71 230H73V231H71ZM134 230H136L137 233ZM138 230H139V232H138ZM83 231H86V234L88 236L86 241L84 239ZM68 232H69V234H68ZM70 232H71V234H70ZM197 232H198V234H197ZM79 234H80V236H79ZM93 234H95V235H93ZM137 234H138V236H137ZM195 234H197L196 238H195ZM70 236H71V238H70ZM92 237H93V239H92ZM88 238L91 240H88ZM126 238H127V240L128 239H130V240L127 241ZM69 242L71 243V245H69L70 244ZM80 242H81V245L79 244ZM124 242H125V244H124ZM236 242H237L238 246L241 245L240 244L241 241L236 240ZM82 243L84 246L82 245ZM120 243H122L123 246ZM117 244H118V246H117ZM130 244H132L134 246H129ZM77 246H78V248L79 247L80 248L78 249ZM148 246H151V247L148 248ZM52 248H54V249H52ZM83 249H84V251H83ZM147 249L148 250L150 249V250L147 251ZM144 250L146 251V253ZM96 253H97V255H96ZM87 254H89V255H87ZM53 255L55 257V260H54ZM256 256H258V254ZM89 258H92L93 260L89 259ZM141 258H142V260H141ZM261 262H262V260H259L255 264H260ZM165 264H166V262H165Z\"/></svg>",
	"mask_w": 264,
	"mask_h": 264
}]
</instances>
